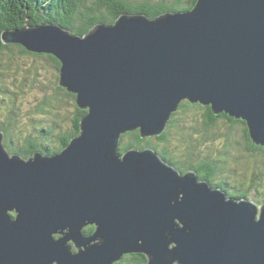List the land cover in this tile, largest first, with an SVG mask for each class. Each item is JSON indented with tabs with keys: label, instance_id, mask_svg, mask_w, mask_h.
I'll return each instance as SVG.
<instances>
[{
	"label": "water",
	"instance_id": "95a60500",
	"mask_svg": "<svg viewBox=\"0 0 264 264\" xmlns=\"http://www.w3.org/2000/svg\"><path fill=\"white\" fill-rule=\"evenodd\" d=\"M2 40L56 56L61 87L88 114L54 155H10L0 132V264H115L127 254L264 264V206L183 175L153 148L119 151L126 132L161 136L184 100L242 120L264 148V0L123 14L84 36L28 25Z\"/></svg>",
	"mask_w": 264,
	"mask_h": 264
},
{
	"label": "trees",
	"instance_id": "16d2710c",
	"mask_svg": "<svg viewBox=\"0 0 264 264\" xmlns=\"http://www.w3.org/2000/svg\"><path fill=\"white\" fill-rule=\"evenodd\" d=\"M198 0H0V103L5 102L9 105L11 113L15 119L16 126L20 119H24L26 114L25 127L23 131L28 134L38 130L42 140L53 137L56 145L35 144L32 139L21 140L22 134L14 132L13 122L9 125L5 121H0V132L4 134V146L12 154L18 153L27 158L36 151H43L45 154H57L63 152L72 142V140L81 134L82 118L88 114V110L81 108L77 103V95L69 92L60 85L61 61L54 55L38 54L27 51L20 45H6L2 36L5 31L14 29H24L28 25L36 26L39 24H53L60 26L72 32L73 35L84 36L98 24H115L123 14H143L150 18H156L159 15L168 12H186L192 10ZM24 3V4H23ZM20 51L19 54H14ZM50 67L55 69L56 86L58 96L44 98L39 104L30 103L31 109L28 113H22L17 97L27 95L26 89H29L33 81L39 77L41 69ZM35 70L36 72H34ZM56 92V93H57ZM65 96L68 102H62L60 96ZM15 103H12V100ZM33 106V107H31ZM194 112L196 124H199L200 131L192 133L198 136L195 141L188 139V147L184 158L177 151L169 153L166 147L170 146L172 140L171 130L179 127L181 119L179 116H185ZM40 114L45 118H39V123L32 126L27 123L30 115ZM28 118V119H27ZM199 121V122H198ZM171 125V128L169 129ZM241 132L239 144L243 146L244 157H233V163L239 164L241 160H246L245 169H253L254 165L250 161L261 164V170H264V148L255 145L249 135L247 125L242 120L235 119L225 113L216 115L211 106L194 104L187 100L183 101L177 112L168 124L166 130L161 136L142 137L139 130L126 132L122 135V142L119 147L121 154L132 150H143L146 148L155 149L165 162L174 166L183 172L195 171L207 180L211 186L223 189L229 197L237 199H247L254 190L260 193L261 202L264 204V171H256V166L252 174H247L246 179L240 178L230 180L225 176L224 163L228 156H217L210 159L199 160L198 149L201 146L210 147L215 155H228V152L219 153L213 145L223 136L226 142L231 140L233 130L236 128ZM222 130V131H221ZM198 134V135H197ZM37 138V136H36ZM34 138V140L36 139ZM39 140V139H38ZM16 144H15V143ZM181 159L184 160L181 163ZM259 170V167H258ZM214 181L217 183H214ZM229 190H232L230 192ZM240 192V193H238ZM15 217V214H11ZM95 232L94 226H89L84 230L87 235ZM59 238V236H57ZM115 264H149V259L143 254H127L122 260Z\"/></svg>",
	"mask_w": 264,
	"mask_h": 264
},
{
	"label": "rangeland",
	"instance_id": "374dc122",
	"mask_svg": "<svg viewBox=\"0 0 264 264\" xmlns=\"http://www.w3.org/2000/svg\"><path fill=\"white\" fill-rule=\"evenodd\" d=\"M8 45H17V44L16 43H10ZM19 53H20V51H15L14 50V54H19ZM54 70L55 69H52L50 67H47L46 69H41L40 72H39L40 74H39V77H38V81L37 80L33 81V84L29 85L30 88L26 89L27 95H25V96L20 95L19 97H17V100L19 101L22 113H28V112L31 111V109L29 108L30 103L35 102V104H39L40 100H42V99H44L46 97L52 98L54 95L58 96L57 86L55 84L56 75H55V73H53ZM33 71L36 72L35 70H33ZM60 97H61V100H62V102L64 104L66 102H68L67 97H65L63 95L60 96ZM12 103H15L14 97H13ZM31 107H33V106H31ZM175 112H177V111H175ZM25 116H26V114H24V119L23 120L20 119V121L18 122L19 123L18 126H16L15 119H14L12 113H11L9 105L6 104L5 102H3V104L0 103V121H5L8 125L11 122L15 123V124H13V130H14V132H20L22 134V138H20V141L30 138L37 145H39V144L41 145V144H45V143L49 144L51 146H55L56 145L53 137H49V138H46L45 140H42L40 135H39L40 131H38V130H34V131L31 132L32 134H29V135L27 134L26 135V133L22 129V127H25L24 123H23V122H26ZM195 116L199 117L194 112H190L189 114H187L185 116H180V117L178 116L177 117V119L179 118L182 121H180L179 127L177 129L174 130V128H173V130L170 131L172 140L169 143L170 146L168 148L166 147V151H168L171 154L174 153L175 151H177L178 153H176V154H179L180 156L183 155L182 158L185 157L184 154L187 153L186 152L187 151L186 148L188 147V144H190L188 142V139H192L193 141L198 139L197 137L199 135L197 134L198 136H196L195 134L193 135L192 133H194L195 131L199 132L200 131L199 128H201L199 126V124H196V119L197 118ZM39 118L43 119V118H45V116L44 115H40V114H33V115L31 114L30 117H29V120H27V123L31 124L32 126L37 125L40 122ZM199 120H201V118ZM169 122H168V124H169ZM170 128H171V125H170L169 129ZM238 128L239 127H237L236 130H233L232 135H231V140H229L228 143L226 142V137L222 136L213 145L214 149L216 148L219 153L228 152V155H226V154L225 155H215V154H213L211 152V150L207 149V148L211 149L208 146L205 147V148L203 146H201L200 149H198V151H199L198 152V159L200 161L201 160H205V159H210L211 157L214 158L215 156H217L219 159H221V157L228 156L226 158L228 160H226L225 163H224V167H225L224 175L230 177V180H236V179L240 180V178L242 180L246 179L247 177H245V176L248 173L252 174L255 166H256V171L257 172L261 173L260 171H264V170H261L262 169L261 168V164H258V163L254 162L252 160L250 161V163H252V165H254V167H253V169H250V170H246L245 169L246 160H241V162L239 164L233 163V161L231 160V158H233V157H238V156L244 157L243 146L241 144H239V141L241 140V132H240V130ZM166 130H168V128ZM36 136H37V138H36ZM34 138H36V139L34 140ZM3 141H5V140H3ZM10 155H13V154L10 153ZM212 158L210 160H212ZM183 162H184V160L181 159V163H183ZM258 167H259V170H258ZM196 174L198 176L197 177L198 181H201V182L206 181V182H208L207 180L203 179L199 175V173L196 172ZM214 183H216V182L214 181ZM229 191L232 192V190H229ZM238 193H240V192H238ZM260 193L261 192H257V191L254 190L253 192L250 193L249 197L247 198L248 201H251V202L257 204L259 206V208L264 206L263 202H261L262 200H261V197H260ZM57 236H59V238H63L64 237L63 234H59ZM70 244H73V246H74L73 249L75 250V252H79V249L75 246L74 242H72Z\"/></svg>",
	"mask_w": 264,
	"mask_h": 264
},
{
	"label": "bare ground",
	"instance_id": "6f19581e",
	"mask_svg": "<svg viewBox=\"0 0 264 264\" xmlns=\"http://www.w3.org/2000/svg\"><path fill=\"white\" fill-rule=\"evenodd\" d=\"M185 174H186V173H185ZM185 174H184V175H185Z\"/></svg>",
	"mask_w": 264,
	"mask_h": 264
},
{
	"label": "clouds",
	"instance_id": "9594fccd",
	"mask_svg": "<svg viewBox=\"0 0 264 264\" xmlns=\"http://www.w3.org/2000/svg\"><path fill=\"white\" fill-rule=\"evenodd\" d=\"M214 188V187H213Z\"/></svg>",
	"mask_w": 264,
	"mask_h": 264
}]
</instances>
